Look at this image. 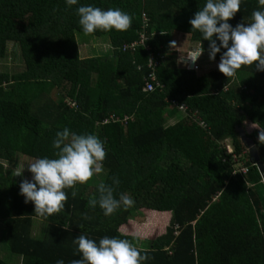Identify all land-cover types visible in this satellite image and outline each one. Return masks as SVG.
Wrapping results in <instances>:
<instances>
[{"label":"trees","instance_id":"obj_1","mask_svg":"<svg viewBox=\"0 0 264 264\" xmlns=\"http://www.w3.org/2000/svg\"><path fill=\"white\" fill-rule=\"evenodd\" d=\"M206 2L78 0L68 6L66 0H0V61L11 46L21 62L18 72H0V161L13 165L19 156L53 158L56 133L65 127L78 135L94 134L107 152L103 182L112 185L118 178L116 198L127 193L134 200L132 207L105 216L98 205H88L90 198H98L100 182L77 184L75 198L73 189L65 190L62 212L42 218L31 202L25 203L13 172L4 173L0 164V264H10L6 260L12 257L20 264H71L82 259L73 244L81 234L97 243L105 236L134 242L120 229L147 211L171 214V219L165 233L141 249L151 257L143 264H264L260 172L249 164L246 175H234L220 144L230 138L236 153H243L244 129L264 163V144L257 141L258 130L264 131V71L252 65L230 78L218 68L199 73L182 66L191 50L178 55L169 47L173 34L183 32L193 47L201 42L208 51L209 41L189 23ZM80 6L120 9L132 17L131 27L85 34L77 15ZM257 10L264 7L242 0L229 24L249 23ZM144 14L150 19L146 29ZM144 32L151 54L162 61L155 74L163 88L154 82L152 92L146 91L152 74L148 52L125 50ZM78 33L106 38L109 53L81 60ZM154 33L159 35L152 40ZM71 72L74 82L68 78ZM170 118L179 120L168 126ZM111 119L126 121L103 125ZM247 126L258 130L248 132ZM35 221L45 223L44 232L33 233Z\"/></svg>","mask_w":264,"mask_h":264},{"label":"clouds","instance_id":"obj_2","mask_svg":"<svg viewBox=\"0 0 264 264\" xmlns=\"http://www.w3.org/2000/svg\"><path fill=\"white\" fill-rule=\"evenodd\" d=\"M241 2L242 0H207L204 7L189 21L192 31H198L202 34V40L209 41L210 60L214 61L217 53H220L221 49L225 50L220 57L218 70L227 78L235 76L242 66L255 65L256 71H264V11H254L251 22H242L233 28L229 21L240 12ZM258 2L264 7V0ZM66 3L73 6L78 0H66ZM77 15L79 25L85 34H92L97 30L127 31L132 24V17L120 9L102 10L94 6H80ZM174 46L176 42L172 41L169 47ZM204 51L200 42L187 58L195 64ZM258 139L264 144V131H259ZM220 144L224 153L230 156L233 174L235 172L233 155L240 156L242 162L247 159L245 165L249 167V164H252L260 172L246 145L242 143L245 151L237 154L230 138L220 141ZM226 145L232 147L233 153H228ZM255 146L257 148V145ZM53 148L58 150L53 158H36L27 165L32 178L23 179L20 183V195L25 198V203L31 202L35 214L42 218L62 212L68 200L65 190L73 189L71 195L75 198L76 185L86 184L94 176L102 173L103 162L107 156L104 142L98 136L78 135L67 127L56 133ZM22 173H18L17 176H21ZM262 175L264 174L260 172L261 182ZM119 183L116 177H113L112 185H106L101 181L97 189L99 196L89 199V207L94 209L98 205L105 216H111L121 206L132 207L134 200L127 193H121L118 199L114 195ZM84 219H88L87 215ZM73 244L78 246L77 251L82 255V259L73 260L71 264H143L151 258L146 251L142 254V250L127 238L105 236L97 243L81 234L73 240ZM57 264H64V261L58 260Z\"/></svg>","mask_w":264,"mask_h":264},{"label":"rangeland","instance_id":"obj_3","mask_svg":"<svg viewBox=\"0 0 264 264\" xmlns=\"http://www.w3.org/2000/svg\"><path fill=\"white\" fill-rule=\"evenodd\" d=\"M251 1L259 3L258 0H251ZM157 35H159V33H154L152 35V40H154L155 37H157ZM173 36H174L173 40L176 42V44H178L179 46L182 45L183 47H186V45H184L183 41L186 39V37H187V39H189L188 35H186L183 32H180V33H174ZM75 38H76V42H77V46H78V50H79V58L81 60L86 59V58H91L94 56H103L104 54H106L107 52L109 53V51H110L109 42L107 41L106 38L96 39L92 36L91 37L86 36V35L81 34V33L76 34ZM94 40H99L97 43L98 46L93 47ZM153 43H154V41H153ZM197 47H198V45L194 44V47H193V45L191 44V51H193ZM188 50L189 49L180 50V53L187 52ZM180 53H178V55H185L186 54V53H184V54H180ZM219 62L220 61H217V60H214V61L210 60L209 59V52L204 51V54L202 55V57L200 59L201 68L199 70V73H205V72H208L210 70L217 69ZM76 64H77V62L75 63V65ZM109 64L116 65V62L112 61ZM182 66H184L183 63H182ZM20 70H21V62L19 61L18 54H17V52L14 51V49L11 46H9L7 59L0 61V72H6V73L13 74V73L18 72ZM73 72H71L70 76L68 75V78H70L74 82L76 80V78L72 74ZM65 102H67V104H69L71 107H73V105L70 104V102L68 100H66ZM179 117H181V115H179ZM173 124L174 123H172L170 121L167 125L171 126ZM248 128L249 127L247 126L246 129H248ZM253 130H258V128L257 127H254V128L250 127L248 129V132H252ZM258 132H259V130H258ZM258 140L259 139L257 137V141ZM32 161L33 160L28 159L26 157L19 156L18 160L13 165H8V164L1 162V161H0V164L3 167L4 173H7V171L11 170L14 174V179L16 180V182L21 183V181L23 179L31 180V178H32L31 173L27 170V165L30 164ZM18 173H22V175L17 176ZM104 176H105V170L102 173L94 176L92 178V180H90L89 182H87L86 184H83V185H87V184H90L91 186L98 185L99 182L104 180ZM260 183L261 184H260L258 189H260L262 191V194H264V184L262 182H260ZM169 219H171V214H159L156 212L147 211L145 217L133 219L131 222L128 223V225H126L125 227L120 229V233L124 236L132 237L134 239V243L136 244V246L138 248L142 249V248H145L146 245L151 240H153V239L157 238L158 236L165 233V229L168 226ZM44 224L42 223L43 226H41L40 222L35 221L34 225H33L34 226L33 233L35 234L37 229L43 230V232H44V230H45ZM43 227H44V229H43ZM0 229H2L1 226H0ZM43 232H41V234ZM0 244L3 246L2 242ZM0 257H2V253H0ZM6 261H7L6 263H10V264H20V262H21L20 259L15 258V257L7 258Z\"/></svg>","mask_w":264,"mask_h":264},{"label":"built area","instance_id":"obj_4","mask_svg":"<svg viewBox=\"0 0 264 264\" xmlns=\"http://www.w3.org/2000/svg\"><path fill=\"white\" fill-rule=\"evenodd\" d=\"M143 19H144V29H146L147 24L150 22V19L145 14H144ZM149 42H150V37H147L146 34H145V32H144V33H142V36H141V40L140 41L134 42V43H132L130 45H127L125 47V50L135 51L139 47V48H143L146 52H148V55H149V61H148L149 65H148V67H149V69L152 70V74L149 77V81L146 82V91L152 92L154 90V87H153V84L152 83H154V82L159 87L163 88L162 86H160L156 82V74H155L156 69L159 67V63L161 64L162 61L157 60L158 58L156 59L154 57V55L151 54L152 53L151 52L152 48L150 46H148V43ZM189 53L186 55V57H183L181 59V63L184 64V68L198 72L200 70V68H201V66H200V59H201L202 56L195 62V64H193V62L190 59L187 58L188 55H189ZM164 58H165V54L160 53L159 59L164 60ZM180 110L183 113L187 114V112H186L187 111V107L185 105H182L180 107ZM194 114H197V113H194ZM193 117H199V116L193 115ZM125 121H126V119L123 121V123ZM109 123H119V124H123V123H121L117 119L116 120L115 119H111V120H105L103 122V125H106V124H109ZM201 125L203 126V128H206L207 127L206 124H204L203 122L201 123ZM226 148L228 150V153H233V149H232V147L230 145H226ZM232 161L235 163V172H234V174L240 173V174L245 175V174L248 173L249 167L247 165H245V162H247V159L245 160V162L244 161L242 162V160L240 159V156L233 155ZM262 183L264 184V175H262Z\"/></svg>","mask_w":264,"mask_h":264},{"label":"water","instance_id":"obj_5","mask_svg":"<svg viewBox=\"0 0 264 264\" xmlns=\"http://www.w3.org/2000/svg\"><path fill=\"white\" fill-rule=\"evenodd\" d=\"M240 137H241V142L246 145V147L249 150V154L250 156L253 158L254 163L257 164L258 168L260 169V172H262L264 174V164L263 162L260 160V156H259V152L255 146L254 141L249 138L246 134V132L244 131V129L240 130Z\"/></svg>","mask_w":264,"mask_h":264},{"label":"crops","instance_id":"obj_6","mask_svg":"<svg viewBox=\"0 0 264 264\" xmlns=\"http://www.w3.org/2000/svg\"><path fill=\"white\" fill-rule=\"evenodd\" d=\"M183 42H184V45H186V47H183L182 45L179 46L178 44H176V46L172 47L171 51L174 52L173 50H175V51L180 52V50H185V49H189V50H191V44H192V43H190V40L187 39V37H186V39H185ZM97 43H98V41L94 40L93 47H95L96 45H98ZM198 46H199V44H198ZM189 50H188V51H189ZM176 53H177V52H176ZM177 54H178V53H177ZM178 120H179L178 118H170L169 122L171 121L172 123H174L173 125H175V124L178 122ZM169 122H168V123H169ZM173 125H171V126H173ZM249 128H250V127H249Z\"/></svg>","mask_w":264,"mask_h":264}]
</instances>
